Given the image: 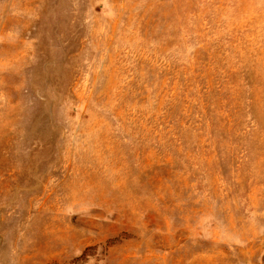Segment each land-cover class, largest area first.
Masks as SVG:
<instances>
[{"label":"rangeland","instance_id":"obj_1","mask_svg":"<svg viewBox=\"0 0 264 264\" xmlns=\"http://www.w3.org/2000/svg\"><path fill=\"white\" fill-rule=\"evenodd\" d=\"M0 264H264V0H0Z\"/></svg>","mask_w":264,"mask_h":264}]
</instances>
